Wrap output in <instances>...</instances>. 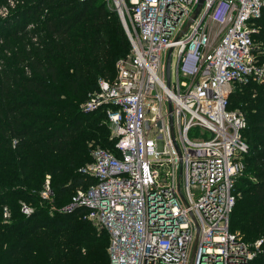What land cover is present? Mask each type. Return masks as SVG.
Wrapping results in <instances>:
<instances>
[{
    "label": "built area",
    "instance_id": "1",
    "mask_svg": "<svg viewBox=\"0 0 264 264\" xmlns=\"http://www.w3.org/2000/svg\"><path fill=\"white\" fill-rule=\"evenodd\" d=\"M106 2L131 52L81 107L105 110L115 150L93 147L83 171L94 183L52 209H86L109 233L110 264H250L264 254V235L246 242L231 228L250 147L247 119L228 102L234 83L264 79L254 38L264 0ZM17 4L8 0L0 16ZM41 196L54 198L49 176Z\"/></svg>",
    "mask_w": 264,
    "mask_h": 264
},
{
    "label": "trees",
    "instance_id": "2",
    "mask_svg": "<svg viewBox=\"0 0 264 264\" xmlns=\"http://www.w3.org/2000/svg\"><path fill=\"white\" fill-rule=\"evenodd\" d=\"M107 6L106 0H18L0 16V264H110L109 233L85 217L86 209H52L94 183L83 171L93 147L115 150L109 123L93 117L107 118L105 110L81 107L99 78H114L117 61L131 52L120 16ZM36 20L39 26L29 28ZM255 25V51L264 61V10ZM237 84L228 107L245 111L250 149L235 185L231 228L255 242L264 235V79ZM48 176L52 200L41 196ZM250 264H264V254Z\"/></svg>",
    "mask_w": 264,
    "mask_h": 264
},
{
    "label": "rangeland",
    "instance_id": "3",
    "mask_svg": "<svg viewBox=\"0 0 264 264\" xmlns=\"http://www.w3.org/2000/svg\"><path fill=\"white\" fill-rule=\"evenodd\" d=\"M46 4H47V3H45L44 6H46ZM107 8H108V6H107ZM109 9H110V8H109ZM44 10H45V9H44ZM44 13H45V11H44ZM44 13H42V14H41L40 16H38L36 19H40V20H41V19H42L41 17H42V15H43ZM51 15H53V11H52ZM37 21H39V20H36V21L33 22V26H32V27H37V26H39V24L36 23ZM257 44H258V43H257ZM258 63H261V64H262V63H264V61L259 60ZM252 81H254V80H252ZM250 82H251V81H250ZM236 88H238V84H237V83H234V84H233V90L236 89ZM233 110H236V111L242 112V113L245 115V111H244L241 107H236V106H235ZM94 116H99V117H101V119H105V120L109 123V120H108V116H107V115H106L107 118H105V115H100V114H94L93 117H94ZM108 129H110V131H111L110 125H109ZM192 134H194V133H192ZM109 136H110V133H109ZM110 139H111V138H110ZM79 188H80V187H79ZM75 193H76V192H75ZM56 207H57V206H56Z\"/></svg>",
    "mask_w": 264,
    "mask_h": 264
},
{
    "label": "water",
    "instance_id": "4",
    "mask_svg": "<svg viewBox=\"0 0 264 264\" xmlns=\"http://www.w3.org/2000/svg\"><path fill=\"white\" fill-rule=\"evenodd\" d=\"M201 5H202V1L199 4L198 10L201 8ZM195 16H196V14L194 15V17ZM187 27H188V25L186 26V29H187ZM170 62H171V51L169 52L167 63H166L168 81L170 79ZM192 262H193V256H192V259H191V264H192Z\"/></svg>",
    "mask_w": 264,
    "mask_h": 264
}]
</instances>
